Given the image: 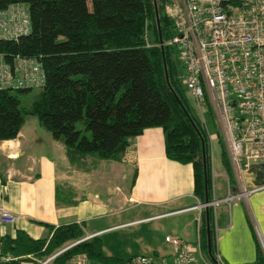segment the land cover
<instances>
[{
    "label": "trees",
    "instance_id": "1",
    "mask_svg": "<svg viewBox=\"0 0 264 264\" xmlns=\"http://www.w3.org/2000/svg\"><path fill=\"white\" fill-rule=\"evenodd\" d=\"M15 3L27 5L30 31L16 39H0V52L9 61L15 55L37 58L45 81L28 109L21 107L12 89H0V140L15 138L25 115L31 114L64 144L71 162L79 164L88 155L120 161L132 138L146 128L160 127L166 157L191 164L194 195L201 202L205 197L210 200L209 133L189 105L174 46H160V38L164 42L175 34L173 20L165 12L168 0H0V10ZM222 155L229 171L225 149ZM41 224L48 230L43 237L32 238L21 229L14 237H2L0 251L11 258L0 264H36L85 236L82 222ZM199 231L202 250L215 263L211 208H203ZM77 254L103 264L121 262L104 253L97 235L64 250L52 264H65ZM257 264H264L260 246Z\"/></svg>",
    "mask_w": 264,
    "mask_h": 264
},
{
    "label": "crops",
    "instance_id": "2",
    "mask_svg": "<svg viewBox=\"0 0 264 264\" xmlns=\"http://www.w3.org/2000/svg\"><path fill=\"white\" fill-rule=\"evenodd\" d=\"M224 149V145L221 150L216 149L219 151L210 147L212 197L223 198L241 190L251 192L217 207V256L224 264H257L259 246L264 240V162L243 161L234 167L228 158V171L223 161ZM89 156L93 155L79 164L71 162L64 144L54 139L35 116L26 114L17 136L0 140V207L16 216L15 223L0 225V239L14 237L17 229L40 238L48 233L41 223L57 226L74 221L82 222L86 233L101 234L127 223L113 222L114 216L138 208L143 217L131 221L181 217L176 237L195 241L203 208L193 193V167L166 157L160 127L146 128L132 138L120 161L101 159L115 164L113 174L108 176L114 181L106 186L103 197L91 186L95 173L82 177L76 172ZM130 169L129 188L124 192L120 184L113 186L122 178L123 187ZM81 178L87 181L82 183ZM87 224L90 230L86 229ZM161 247L162 244L157 249Z\"/></svg>",
    "mask_w": 264,
    "mask_h": 264
},
{
    "label": "built area",
    "instance_id": "3",
    "mask_svg": "<svg viewBox=\"0 0 264 264\" xmlns=\"http://www.w3.org/2000/svg\"><path fill=\"white\" fill-rule=\"evenodd\" d=\"M165 12L173 20L175 34L160 46L177 48L183 69L182 83L201 114L206 108L212 111L230 163L239 167L243 161L264 162V0H168ZM29 31L27 5L15 3L0 10V39H16ZM10 60L0 52V89L43 86L45 74L40 60L19 55ZM249 192L241 190L223 198L212 197L199 207L211 208L215 219L221 203L229 204ZM15 221L11 211L0 207V225ZM217 229L214 220L215 235ZM199 232L198 229L193 242L165 236L171 254L135 255L105 264H218L219 256L214 263L204 254ZM99 234L85 232L83 238L66 244L36 264H52L64 250ZM260 247L264 253V240ZM10 258L0 251V262ZM65 264L103 263L77 254Z\"/></svg>",
    "mask_w": 264,
    "mask_h": 264
},
{
    "label": "rangeland",
    "instance_id": "4",
    "mask_svg": "<svg viewBox=\"0 0 264 264\" xmlns=\"http://www.w3.org/2000/svg\"><path fill=\"white\" fill-rule=\"evenodd\" d=\"M174 52H175L174 60L177 67L178 76L183 82V69L178 59V51L176 47H174ZM183 87H184V92L189 99V105L192 111H194V113H196L201 118V120L204 119L205 121L206 128L210 136V147H213V150L214 149L221 150V147L224 145L223 139L219 127L217 126L215 119L211 115L209 109L206 108V110H204L203 113L201 114L196 109L195 104L189 94V91L185 87V84H183ZM39 91H40L39 88H33L30 91H26V92H18L17 90H13V93L17 95L21 107L28 109L30 107L32 100L35 98V96L38 94ZM76 126L78 128L83 129L81 122H77ZM114 165L115 164H111V163L106 164L103 160H101L97 156L96 157L89 156L84 164L78 166L79 170L76 172L82 174V177L84 175L89 176L90 174L95 173L96 179L93 178L94 181L91 182V186L96 188V191L99 194V196L102 195L103 197L106 191L105 190L106 186L112 185V181H114V179L112 181L109 179L110 177L109 175L114 170ZM92 169H95V171L94 170L92 171ZM131 179H132V170L130 169L126 179L127 182L122 183L124 184L123 187L121 185V182L123 180L122 178L117 179L118 181L113 183V186H115L116 184L118 185L120 184L119 187L121 186L122 191L125 192L127 188H129L130 186ZM84 181L87 180L81 178V182L83 183ZM139 211L140 210L138 208L123 210L121 213L117 214L119 218H116L117 217L116 215L112 218V221L128 222L143 217V215H139ZM102 223L103 222L101 221L98 224H102ZM180 223H181V217H172L171 215H168V216H163V218L157 220H149V221L147 220L128 226H123L113 231L101 233L99 236L102 240L103 251L107 256L121 259V261L126 260L129 257L135 255L144 254L153 257L159 254H169V253L171 254L172 249L169 245L167 246V244H165L164 238L167 235L168 236L179 235L180 232L178 225ZM86 229L90 230L88 224L86 226ZM161 244H162L161 249H157V246Z\"/></svg>",
    "mask_w": 264,
    "mask_h": 264
},
{
    "label": "water",
    "instance_id": "5",
    "mask_svg": "<svg viewBox=\"0 0 264 264\" xmlns=\"http://www.w3.org/2000/svg\"><path fill=\"white\" fill-rule=\"evenodd\" d=\"M155 11H156V5H155ZM156 15H157V11H156ZM157 24H158V28H159V20H158V17H157ZM162 41H161V38H160V43H161ZM162 47V49H163V46H161ZM164 68H165V77H166V81L168 82V76H167V72H166V65H165V61H164ZM169 84V83H168ZM173 91V90H172ZM173 94H174V96H175V98L177 99V101L180 103V105L182 106V108L184 109V107H183V105H182V103L180 102V100H179V98L177 97V95L175 94V92L173 91ZM185 110V109H184ZM204 143H203V141H202V145H203ZM204 147V146H203ZM206 201H208V198L207 197H205V201L204 202H206ZM207 228H208V253L210 254V239H209V227L207 226Z\"/></svg>",
    "mask_w": 264,
    "mask_h": 264
}]
</instances>
